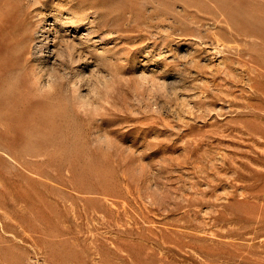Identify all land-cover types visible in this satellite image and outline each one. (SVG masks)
I'll return each mask as SVG.
<instances>
[{
	"label": "rangeland",
	"instance_id": "obj_1",
	"mask_svg": "<svg viewBox=\"0 0 264 264\" xmlns=\"http://www.w3.org/2000/svg\"><path fill=\"white\" fill-rule=\"evenodd\" d=\"M0 264H264V0H0Z\"/></svg>",
	"mask_w": 264,
	"mask_h": 264
},
{
	"label": "bare ground",
	"instance_id": "obj_2",
	"mask_svg": "<svg viewBox=\"0 0 264 264\" xmlns=\"http://www.w3.org/2000/svg\"><path fill=\"white\" fill-rule=\"evenodd\" d=\"M6 8V7H5ZM27 48H24L23 50H22V54H27ZM24 60V59H23ZM42 65V64H41ZM41 78V77H40ZM24 97V96H23ZM20 104H21V102H20ZM23 105V104H22ZM16 106V105H15ZM12 107H14V106H12ZM17 108V107H16ZM7 157V156H6Z\"/></svg>",
	"mask_w": 264,
	"mask_h": 264
}]
</instances>
